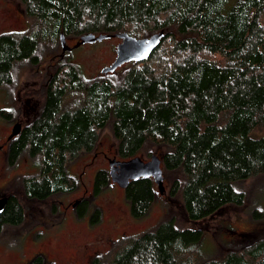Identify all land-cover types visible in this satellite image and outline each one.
Listing matches in <instances>:
<instances>
[{
    "label": "trees",
    "instance_id": "trees-1",
    "mask_svg": "<svg viewBox=\"0 0 264 264\" xmlns=\"http://www.w3.org/2000/svg\"><path fill=\"white\" fill-rule=\"evenodd\" d=\"M18 1L33 24L27 32L0 35V88L13 83L16 64L39 63L40 44L61 48V39L88 34L148 36L131 27L163 32L164 38L148 59L122 66L127 68L116 81L112 76L121 68L86 81L69 61L73 50L49 67L56 68L40 113L10 145L7 161L14 167L22 156L37 159L38 173L22 179V203L10 193L0 233L24 222L27 201L73 192L70 159L93 151L107 127L117 159L131 160L155 146L163 178H172L162 195L152 179L130 182L123 192L132 218L145 217L166 193L180 197L193 225L244 204L232 183L264 176V0ZM11 113L0 110V117L10 120ZM109 183L108 172L98 171L93 197ZM90 208L84 199L74 211L83 218ZM99 221L94 208L89 222ZM203 237L200 229L180 228L169 217L121 239L108 259L90 264H264V239L210 260L198 249ZM29 264H45L44 257Z\"/></svg>",
    "mask_w": 264,
    "mask_h": 264
},
{
    "label": "rangeland",
    "instance_id": "rangeland-1",
    "mask_svg": "<svg viewBox=\"0 0 264 264\" xmlns=\"http://www.w3.org/2000/svg\"><path fill=\"white\" fill-rule=\"evenodd\" d=\"M32 24L18 0H0V35L27 32ZM130 30L140 36L149 37L153 34V29L139 30L131 27ZM76 42L77 39H66L69 47H73ZM118 43V39H109L72 49L69 61L78 67L86 81L98 80L105 76L100 71L114 61ZM60 54L59 45L54 47L40 44L37 65L28 62L16 64L12 71L13 83L0 88V110H12L11 117L18 118L24 125L35 119L42 108L44 89L55 66L49 67L59 64ZM126 68L119 69L112 76L113 79L118 80ZM12 124L0 120V141L6 137ZM115 147L112 133L107 127L99 133L98 143L93 151L73 156L67 171L74 179L76 189L42 202L27 201L24 205V222L19 227H6L0 233V258H4L3 252L7 246L6 250L15 252L10 258L5 257L6 261L17 262L18 254H22L20 264H27L38 255L44 257L45 264H87L93 258L106 260L121 243L122 240L118 239L121 233L127 237L139 236L151 231L169 217H174L180 228L200 229L203 232L204 237L198 249L210 260H221L227 253L241 252L247 245L264 239V176L232 183L233 189L244 195V204L225 207L215 216L195 225L186 222L180 197H170L167 194L172 184L171 177L164 176L167 192L165 198L157 199L141 219L131 217L124 192L112 183L94 198V174L97 171L108 172L103 154L120 161L116 157ZM152 155L157 156L155 146H148L138 157L148 161ZM2 156L4 155L1 154L0 162ZM38 166L37 159L22 156L13 169L6 168L7 176H0V195L4 191L3 184L8 180L13 181L12 192L22 203V179L37 174ZM82 198L90 203V210H99L100 221L97 224H90L91 213L78 218L70 208L71 204ZM88 256L90 259L85 262Z\"/></svg>",
    "mask_w": 264,
    "mask_h": 264
},
{
    "label": "water",
    "instance_id": "water-1",
    "mask_svg": "<svg viewBox=\"0 0 264 264\" xmlns=\"http://www.w3.org/2000/svg\"><path fill=\"white\" fill-rule=\"evenodd\" d=\"M163 38V32L141 39L129 36L126 33L98 36L88 34L78 38L73 47L67 46L65 39H61V54L59 57L62 58L66 52L84 45H92L109 39H118L120 43L116 46L114 61L110 66L105 67L100 71L102 75H106L114 73L124 65L140 63L148 59L151 53L158 48ZM20 132L21 124L17 123L13 126L11 135L8 139L19 135ZM108 166L110 182L115 184L121 190H125L132 181H137L138 179H152L159 194L162 195L165 192L161 160L156 155H152L148 161H145L140 157L128 161H118L113 158L108 160ZM6 202V198L0 200V214L3 211Z\"/></svg>",
    "mask_w": 264,
    "mask_h": 264
},
{
    "label": "flooded vegetation",
    "instance_id": "flooded-vegetation-1",
    "mask_svg": "<svg viewBox=\"0 0 264 264\" xmlns=\"http://www.w3.org/2000/svg\"><path fill=\"white\" fill-rule=\"evenodd\" d=\"M71 51V50H70ZM69 51V52H70ZM66 53H68V52H66ZM65 56V55H64ZM63 58V57H62ZM56 58L54 57L53 58V60H55ZM58 59H61L60 57H58ZM10 120H4V121H6V122H12L13 124L10 126V128H9V131H8V134L6 135V137L2 140V141H0V156H1V154H3L4 156H2V159H1V161L2 162H0V171H2V173L0 174V176L3 174V175H5V177L7 176V174H5V170H6V168L8 169H13L14 167H8V159H9V156H10V145L13 143V141H15L16 139H17V136H15V137H13V138H11V139H8L9 138V136L11 135V131H12V128H13V126L15 125V124H17V123H19V124H21V132H22V130L24 129V127L26 126V125H24L23 123H20L19 122V119L18 118H12V117H10L9 118ZM0 120H3L1 117H0ZM20 134V133H19ZM103 157H104V160H105V162H106V166H107V170H108V172H109V166H108V160H110V158H108V156L104 153L103 154ZM8 169V170H9ZM98 172V171H97ZM96 172V173H97ZM8 173H10V172H8ZM96 173L94 174V177H93V183H92V187H93V184H94V179H95V175H96ZM10 178V177H9ZM111 183V182H110ZM4 191L1 193V195H0V200L1 199H3V198H6L7 199V202H6V204H5V207H4V209H3V211L1 212V214L4 212V210H5V208L7 207V205H8V202H9V199H10V197L12 196V194L10 195V193L12 192V186H13V181H6L4 184ZM113 185H115V184H113ZM122 192H123V190H122ZM92 195H93V192H92ZM85 198H82V199H78V200H76L75 201V203L74 204H71L70 205V208L72 209V210H74L75 209V205L77 204V203H80L81 201H83ZM87 213H91L92 214V210H88V212ZM0 214V215H1ZM124 238H128L127 236H126V234H124V233H121V235L119 236V238L118 239H124ZM114 241H110V243H113ZM7 249V246H6V248H5V250ZM4 250V252H3V254L5 255L4 256V258H0V264H20L21 262H22V259H23V255L21 254V255H19L18 254V258H19V261L17 260V262L16 261H13V262H10V261H6V258L7 257H11L12 255H13V252H15V251H12V250H6L5 251ZM3 257V256H2ZM6 257V258H5ZM90 259V257L88 256L87 258H86V261L85 262H87L88 260ZM94 259V258H93ZM93 259H91V260H89L88 261V263L87 264H90V262L93 260ZM32 260V259H31ZM30 260V261H31ZM30 261H28V263L27 264H29L30 263ZM71 264H77L76 262L75 263H71Z\"/></svg>",
    "mask_w": 264,
    "mask_h": 264
}]
</instances>
